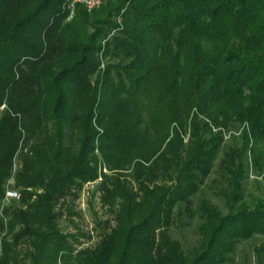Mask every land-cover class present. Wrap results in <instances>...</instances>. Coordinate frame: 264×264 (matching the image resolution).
<instances>
[{
  "label": "trees",
  "instance_id": "trees-1",
  "mask_svg": "<svg viewBox=\"0 0 264 264\" xmlns=\"http://www.w3.org/2000/svg\"><path fill=\"white\" fill-rule=\"evenodd\" d=\"M67 5L0 0V264H229L264 236V198L226 215L203 201L191 255L170 228L220 156L230 203L248 158L264 171V0H104L71 20ZM100 177L116 226L76 253L62 207Z\"/></svg>",
  "mask_w": 264,
  "mask_h": 264
},
{
  "label": "rangeland",
  "instance_id": "rangeland-1",
  "mask_svg": "<svg viewBox=\"0 0 264 264\" xmlns=\"http://www.w3.org/2000/svg\"><path fill=\"white\" fill-rule=\"evenodd\" d=\"M103 2L104 0H97V3L93 5L94 1L92 0H88V3L87 0H67L68 20L76 16L80 7L92 11ZM106 65L107 62L104 61L103 68ZM5 108L6 105H3L0 108V112ZM240 132L228 131L226 142L240 145ZM220 160L221 156L202 190L193 197V217L190 218L178 213L175 224L170 228L171 237L181 243L187 255L195 252L200 245L201 234L199 228L203 224L204 219L199 211V206L203 201H207L212 206L217 207L221 213L226 215L232 209L235 210L240 204L254 208L258 201L264 198V171L260 172L254 169L251 165V159L248 158L250 168L243 183L242 199L238 203H230L223 195L225 191L229 190V185L221 175L219 169ZM17 167H15L16 170L18 169ZM102 167L103 173H110L105 166ZM10 181L11 187L19 192V199L16 200L19 202L21 191L15 187V179ZM102 181L103 178L100 177L97 181L86 183L80 190L79 195L62 207L63 217L59 226L63 233L77 235V240L71 239L75 245L76 253L81 250L95 249L111 232L112 228L116 226V207H112L103 200L102 191L100 190ZM7 204H10V202ZM177 211L179 212V209ZM22 249L24 253L27 252L26 247ZM29 263V259L22 258L21 264ZM229 264H264V236L255 235L252 239L242 241L232 255V261Z\"/></svg>",
  "mask_w": 264,
  "mask_h": 264
},
{
  "label": "built area",
  "instance_id": "built-area-1",
  "mask_svg": "<svg viewBox=\"0 0 264 264\" xmlns=\"http://www.w3.org/2000/svg\"><path fill=\"white\" fill-rule=\"evenodd\" d=\"M92 1H94L93 5L97 3V0H92ZM87 3H88V0H87ZM17 199H19V192L15 188L11 187V181H10L8 184V188L6 190V199L4 203L6 204L12 200H17Z\"/></svg>",
  "mask_w": 264,
  "mask_h": 264
}]
</instances>
